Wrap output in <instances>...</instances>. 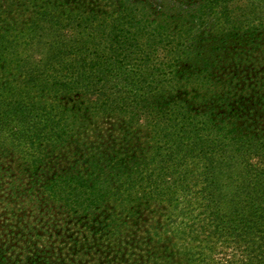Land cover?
<instances>
[{
  "label": "trees",
  "instance_id": "16d2710c",
  "mask_svg": "<svg viewBox=\"0 0 264 264\" xmlns=\"http://www.w3.org/2000/svg\"><path fill=\"white\" fill-rule=\"evenodd\" d=\"M250 1L0 0V180L16 210L1 215L0 264H192L114 217L166 177L174 196L201 185L206 233L231 246L232 261L208 264H264V147L232 130L247 113L217 68L235 35L253 39L233 22ZM62 149L72 166L46 176ZM15 198L39 202L37 229Z\"/></svg>",
  "mask_w": 264,
  "mask_h": 264
},
{
  "label": "rangeland",
  "instance_id": "374dc122",
  "mask_svg": "<svg viewBox=\"0 0 264 264\" xmlns=\"http://www.w3.org/2000/svg\"><path fill=\"white\" fill-rule=\"evenodd\" d=\"M148 1L153 2V0ZM248 4L250 7L246 9L241 4L237 5V18H234L233 22L243 23L240 26L242 29L250 27L255 30V32H252L253 39L251 38L241 45L237 43L235 35L234 40L236 43L232 41L229 43L231 46L229 45L228 51L224 52L226 55L225 61L221 62L217 68L223 80L230 82L234 87L235 108L243 112V115L247 113L246 117L241 115L236 119L232 130L236 133L248 134L246 139H243L244 145L264 147V0H252ZM72 154V151L66 149L58 152L53 161L46 167V176L52 177L59 169L72 166ZM15 156V158H12L13 160L9 158L10 162H7L14 167L16 163L21 162V157L24 155L17 154ZM250 158V164L254 165L256 158L252 156ZM18 159H20V162ZM241 177V171L237 168L232 171L231 175H228L225 171L222 176V182L226 185L223 194H226L229 190L227 188H229L231 178L234 183L240 184L243 181ZM6 181L8 180H0V216L5 212L6 207L11 208L12 214L15 215L16 213L11 205V207L6 205L8 200H11V193H13ZM170 187L171 181L166 177L162 179L161 185L157 186V193L149 196L146 194L149 185L143 184L141 190L137 192L143 202L137 205L136 210L131 209V207L126 210L118 206L114 210L116 214L114 217L117 218V216L124 213L123 216L130 222L129 224L135 222V224H132V228H136L135 236L139 237L140 241L151 242L147 240L148 236L152 238V241L160 240V244H156V249L153 244L145 248V250L157 252L158 255L166 256L172 249L177 250L178 247H181L179 248L180 251L190 254L192 264H208L213 260L232 261L233 255L231 249H229L231 246H229L227 240L213 235L208 237L207 234L209 233H206V227L212 223L208 225L210 221L204 215L201 201L197 200L200 197L195 196V192L201 189V185L197 189L185 193L180 191L175 196L172 194L173 191H170ZM174 197L179 202L176 210L171 206L176 204V202L171 201ZM13 201L16 202L17 206L22 204L18 198ZM38 203L26 200L19 208V210L23 208L26 213L31 215L28 223L30 226H33V216L36 217L37 212L39 213ZM127 212H136V215L127 217ZM16 215H20V213ZM6 218L0 217V232L2 231L1 222H5ZM35 219L37 223L34 224V227L37 229L42 222H40L38 216ZM262 231H264V228ZM5 239H8V237L5 238L4 234L0 238V242L5 243ZM246 239H249V237ZM165 240L168 241L165 242ZM255 240L257 241L258 238ZM172 244L176 246H172ZM166 247L170 248L169 251L164 249ZM182 258L179 257L168 262V264H183L184 260ZM161 260L159 258V261ZM113 264H118V262L114 261Z\"/></svg>",
  "mask_w": 264,
  "mask_h": 264
}]
</instances>
